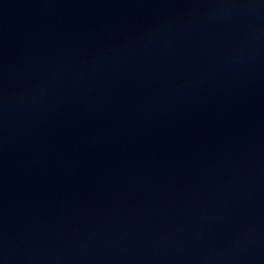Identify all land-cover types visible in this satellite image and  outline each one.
I'll use <instances>...</instances> for the list:
<instances>
[{
	"label": "water",
	"instance_id": "obj_1",
	"mask_svg": "<svg viewBox=\"0 0 264 264\" xmlns=\"http://www.w3.org/2000/svg\"><path fill=\"white\" fill-rule=\"evenodd\" d=\"M264 103V0H0V264H105Z\"/></svg>",
	"mask_w": 264,
	"mask_h": 264
}]
</instances>
